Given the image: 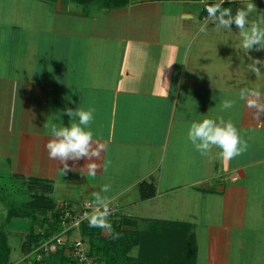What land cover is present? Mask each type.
Returning <instances> with one entry per match:
<instances>
[{
    "label": "crops",
    "instance_id": "0c3cea01",
    "mask_svg": "<svg viewBox=\"0 0 264 264\" xmlns=\"http://www.w3.org/2000/svg\"><path fill=\"white\" fill-rule=\"evenodd\" d=\"M171 2L196 3L135 0L106 9L72 0H17L0 24V176L7 180L0 184L4 190L10 180L24 184L17 176L51 182L50 196H62L59 204L96 203L99 194L119 211L115 219L133 230L178 228L185 240L193 236L196 264L205 227L211 233L208 264H230L237 242L236 248L264 245V214L248 211L264 202L258 193L264 187V116L255 119L239 99L243 88L264 93V66L259 78L248 67L252 59L264 61V50L245 54L235 25L217 31L210 23L201 32L205 3L175 9ZM227 8L235 14L239 7ZM256 9L264 13V5ZM255 22L264 27V20ZM225 99L235 106L223 110ZM78 107L95 109L93 143L107 146L95 176L87 174V160H68L73 170L64 174L45 147L50 126L78 121L65 114ZM220 117L231 120L249 145L231 160L219 158L218 148L202 156L187 140L193 121ZM142 182L155 185L153 197H140ZM16 219L28 218L7 224L17 225L11 224ZM7 228L0 230L8 240ZM11 254L12 248L9 264H17Z\"/></svg>",
    "mask_w": 264,
    "mask_h": 264
},
{
    "label": "clouds",
    "instance_id": "9594fccd",
    "mask_svg": "<svg viewBox=\"0 0 264 264\" xmlns=\"http://www.w3.org/2000/svg\"><path fill=\"white\" fill-rule=\"evenodd\" d=\"M225 0L205 7L207 16L202 20L200 31L205 32L208 25H214L217 31L221 29L232 30V25L239 30L241 38L240 47L247 54L250 50H264V27L260 23L249 20V15L257 10L256 5L251 2L246 8H238L235 14L231 8L223 7ZM258 65L260 67H258ZM261 66L264 61L252 59L248 65L249 70L257 78L261 75ZM239 99L244 101L249 109L254 110L253 115L257 120L264 116V93L258 90L243 88L239 92ZM236 104L235 100L225 99L221 102L223 110L232 109ZM95 109L68 108L65 114L73 120L69 126L53 123L50 128L51 138L45 145L48 156L52 160L59 161L61 171L66 174L73 169L69 166L68 160H87L85 168L89 176H95L100 165L96 163L100 159L101 152L106 150L105 144L95 143L93 132L90 128L94 120ZM45 127H49L45 124ZM187 140L194 149L202 156H207L213 148H218V156L221 159L231 160L245 153L249 145L241 137L238 128L231 120L225 121L223 117L218 119L204 118L193 121L187 131ZM62 166V167H61ZM110 185L102 186V191L107 192ZM96 204L90 212L85 213L89 227L100 228L112 234V224L108 217L111 214V200L105 203L99 194L95 195ZM98 208L100 210H98Z\"/></svg>",
    "mask_w": 264,
    "mask_h": 264
},
{
    "label": "trees",
    "instance_id": "16d2710c",
    "mask_svg": "<svg viewBox=\"0 0 264 264\" xmlns=\"http://www.w3.org/2000/svg\"><path fill=\"white\" fill-rule=\"evenodd\" d=\"M135 0H72L85 8L97 6L106 9L123 8ZM172 1V0H158ZM177 1H198V0H177ZM214 3H206L212 5ZM232 4L223 5L228 7ZM27 185V191L32 200L22 206L17 205L0 191V198L8 207L9 221L13 217L28 218L32 226L40 221L43 230L35 232L32 230L22 248V252L28 253L33 247L46 239L52 232L59 230L60 210L55 200L50 196L54 185L51 182L39 179L25 181L23 177L17 176ZM156 194V187L153 183L142 182L140 184V197L148 199ZM115 219L112 223V234L108 231L89 227L88 220L81 226V234L89 245L91 254L99 259L100 264H137L134 256H131L132 248H162L164 253H158L161 263L164 264H196V248H190L194 244L193 236H187L181 229H170L168 233L148 234L139 231H127L121 228V223ZM123 221V220H122ZM127 222V221H126ZM108 233L105 235V233ZM182 234V235H181ZM129 236L131 239H129ZM131 240V241H130ZM11 248L8 245L7 236L0 230V264H9ZM49 264H66L68 257L63 250L49 256ZM46 259V260H47ZM137 262V263H136Z\"/></svg>",
    "mask_w": 264,
    "mask_h": 264
},
{
    "label": "rangeland",
    "instance_id": "374dc122",
    "mask_svg": "<svg viewBox=\"0 0 264 264\" xmlns=\"http://www.w3.org/2000/svg\"><path fill=\"white\" fill-rule=\"evenodd\" d=\"M251 2H253L255 5H264V1L256 0ZM251 2H245L233 6L234 9H236L237 7L243 8L244 6H247ZM196 3H199V1H196ZM196 3L180 6L181 3L179 2L178 3L171 2L169 3V6H172L175 9H182L188 7L189 5L198 6L199 4ZM173 4H179V5L178 7H175ZM15 6H18L17 0H0V24L1 22H5L7 18L11 16L13 9L17 8ZM255 11L257 12V10ZM258 19L264 20V13L263 14L261 13L255 14L253 12L250 13L249 15L250 21H258ZM0 180H1L0 182L4 183L5 181H7L6 176L4 175L0 176ZM1 187L2 186L0 184V191L4 192L3 194L9 192V195L5 194L6 197L10 196L11 197L10 200L15 202L19 206L23 207L25 203L32 200L31 195L27 191L26 184L18 183L15 180H10V182L6 184V188H7L6 190L2 189ZM258 193L260 194L261 200L264 201V187L259 188ZM53 198L57 201L56 206L57 208H59V206L62 203L61 202L59 204V201L61 200L60 198H62V196L54 195ZM248 208H249L248 210L249 213L254 212V208H256V211H258V213L264 214V202L259 204L257 203L256 205H249ZM6 212H7V208L5 204L2 201H0V228L6 229V226L8 227L7 228L9 231L8 241L12 248L11 259L12 261H18L17 264H26V261L23 259L26 254L22 252L21 245L24 243L25 237L30 232L32 222H30V220L28 219H16L12 221L11 224H17V225L10 227V225L7 224L8 217ZM119 222L121 223L120 226L122 229H125L127 231H135L131 228L132 227L131 223L122 220H120ZM251 222L252 220L249 223ZM36 223H37V231L43 230L41 226V222L38 221ZM259 223L264 225V221H260ZM208 230L209 229L205 227L200 229L201 235L199 242L201 248H199L197 264H208L209 262L207 244L210 242L208 240H210L209 237L211 238V233ZM107 234L108 233L106 232L105 235ZM127 237L131 239L129 236ZM238 244L239 242H237V245ZM234 247H235V243H234ZM236 247L233 248L230 264H264V248H263L264 245L261 244L260 246H257V248H236ZM159 251L161 253H164V250L162 248H132L130 254L131 256H134L136 259L138 258L137 260H139V262L138 263L136 262L137 264H164L161 263L160 260H158L161 259V257H159L158 255V253L161 255ZM41 264H49V259L45 260Z\"/></svg>",
    "mask_w": 264,
    "mask_h": 264
},
{
    "label": "built area",
    "instance_id": "2783aa9c",
    "mask_svg": "<svg viewBox=\"0 0 264 264\" xmlns=\"http://www.w3.org/2000/svg\"><path fill=\"white\" fill-rule=\"evenodd\" d=\"M202 3H218L219 0H198ZM256 0H225L224 5H237ZM96 203L89 200L77 203L64 201L59 206V230L52 232L46 239L26 253L23 258L26 264H41L49 256L58 253L60 250L68 257L66 264H100L97 256L91 254L89 245L81 234V226L87 221L85 213L90 212ZM111 207V214L108 217L111 224L119 213ZM98 210H100L98 208Z\"/></svg>",
    "mask_w": 264,
    "mask_h": 264
}]
</instances>
